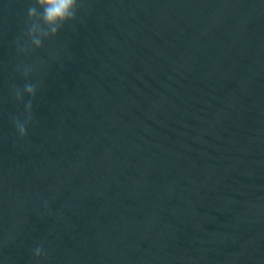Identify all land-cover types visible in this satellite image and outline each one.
Segmentation results:
<instances>
[{
	"label": "water",
	"instance_id": "95a60500",
	"mask_svg": "<svg viewBox=\"0 0 264 264\" xmlns=\"http://www.w3.org/2000/svg\"><path fill=\"white\" fill-rule=\"evenodd\" d=\"M31 3L0 0V264H264V0H80L40 48Z\"/></svg>",
	"mask_w": 264,
	"mask_h": 264
},
{
	"label": "clouds",
	"instance_id": "9594fccd",
	"mask_svg": "<svg viewBox=\"0 0 264 264\" xmlns=\"http://www.w3.org/2000/svg\"><path fill=\"white\" fill-rule=\"evenodd\" d=\"M80 8V0H32L27 9L28 28L26 35L29 38L30 45L35 48L42 46L43 39L54 37L68 22L77 19V13ZM21 51L27 52L28 45L20 47ZM30 68L24 67L23 75L27 77ZM37 85L26 83L23 91L20 88H14L15 97L18 101H23V94L26 92L30 97H35ZM26 118L20 120L14 119V124L20 137L27 135L26 125L32 118V101L29 100L25 105ZM34 255L39 257L43 253L41 247L34 250Z\"/></svg>",
	"mask_w": 264,
	"mask_h": 264
}]
</instances>
